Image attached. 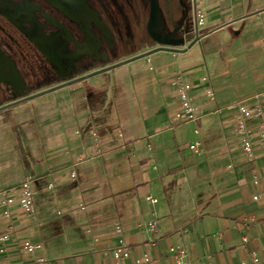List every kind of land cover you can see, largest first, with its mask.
I'll return each mask as SVG.
<instances>
[{
  "label": "crops",
  "instance_id": "1",
  "mask_svg": "<svg viewBox=\"0 0 264 264\" xmlns=\"http://www.w3.org/2000/svg\"><path fill=\"white\" fill-rule=\"evenodd\" d=\"M195 2L204 16L199 30L208 34L188 51H158L122 65L104 75V88V80L92 77L38 97L29 122L23 109L12 110L33 137L34 160L24 180L35 191L36 212L27 217L14 206L7 221L0 206V232L10 235L2 264H33L39 256L48 264H114L110 252L119 238L130 248L128 264L144 254L150 262L142 264H175V246L186 247L191 264H252V254L264 264V149L256 143L255 160L245 161L233 120L217 113L264 89L210 102L201 83L206 77L214 93L219 86L223 92L224 81L208 72L220 49L215 39H243L241 53L260 58L264 0ZM178 72L193 85L196 122L174 119L179 104L170 79ZM87 83L92 93L80 100L75 93ZM90 116L98 143L76 134ZM195 142L197 154L189 150ZM0 162H6L1 155ZM24 180L21 171L13 178L0 175V191ZM151 220L157 221L152 233L144 228ZM24 242L39 248L26 254Z\"/></svg>",
  "mask_w": 264,
  "mask_h": 264
},
{
  "label": "flooded vegetation",
  "instance_id": "2",
  "mask_svg": "<svg viewBox=\"0 0 264 264\" xmlns=\"http://www.w3.org/2000/svg\"><path fill=\"white\" fill-rule=\"evenodd\" d=\"M195 14V0H0V105L192 39Z\"/></svg>",
  "mask_w": 264,
  "mask_h": 264
},
{
  "label": "built area",
  "instance_id": "3",
  "mask_svg": "<svg viewBox=\"0 0 264 264\" xmlns=\"http://www.w3.org/2000/svg\"><path fill=\"white\" fill-rule=\"evenodd\" d=\"M264 14V10H263ZM196 24L199 29L204 23V16L196 11L195 14ZM150 65V60H147ZM151 68V67H150ZM201 83L205 84V89L202 95L206 97L210 102L215 101L214 91L208 87V79L206 77L201 78ZM170 84L175 88L178 98V110L174 114V119L179 124L196 122L198 115L196 108L193 105L192 97L190 95L193 85L185 79L182 73L178 72L173 74L170 79ZM264 91L258 92L249 98L236 101L235 103L217 110V113L221 116H230L233 120V133L236 136L241 153L247 162H253L255 160V144L258 143L261 148L264 149ZM92 122V116L88 118V125L82 131L76 132L78 135H90L95 143H98V136L96 132L90 128ZM250 122H253L256 133H252ZM199 143L195 142L189 145V150L195 154L199 152ZM71 178H75V173H71ZM257 184V181H254ZM53 186L49 185L51 189ZM259 195L253 196L254 200H258ZM146 201L155 205L157 200L151 196L146 197ZM0 206L4 208L2 216L5 220H9L11 217L10 208L17 206L27 216L32 217L35 210V191L31 185V181L26 179L22 181L18 186L8 188L0 191ZM144 228L152 233L157 228V221L151 220L145 223ZM113 230L116 234H121V227L115 224ZM10 241V235L8 231L0 232V264H2V257L7 251V245ZM39 246L24 242L22 250L29 255L34 252ZM170 253L174 259L175 264H191L188 259V251L185 246H175L170 248ZM110 255L114 261V264H128L131 259V251L129 246L124 242L122 238L118 239L117 245L111 250ZM150 258L148 254H144L141 258L134 261V264L149 263ZM252 264H259V259L255 254L251 255ZM33 264H48V260L45 257L39 256L35 258ZM244 264V263H242Z\"/></svg>",
  "mask_w": 264,
  "mask_h": 264
},
{
  "label": "rangeland",
  "instance_id": "4",
  "mask_svg": "<svg viewBox=\"0 0 264 264\" xmlns=\"http://www.w3.org/2000/svg\"><path fill=\"white\" fill-rule=\"evenodd\" d=\"M201 31L204 33L207 32L205 29H202ZM190 40L191 39L187 40V42ZM214 44L220 45V49L217 50V53L215 52V64L213 67L209 68L208 72L211 78L224 81L222 93L220 90L221 86L215 88L216 99H218L220 95L225 98L229 96L235 98L247 95L252 91L255 92L264 89V74L260 75L261 72H264V51L258 52L261 58V61L258 62L260 58L258 60H255L256 58H254L257 55L256 52L250 53L251 55H249V53H241V50L245 46L243 39L238 40L236 44H233L232 41L228 42L225 39L219 38V41H216L215 39ZM263 49L264 47H262L261 50ZM251 57H253V59ZM95 77L99 78V80H104L102 83L99 81V86L104 88L106 86L104 75H98ZM91 89L92 87L90 83L84 84L81 90H78L75 93V96L82 100L81 98L91 95ZM116 97L117 95H114L113 105L116 101ZM37 98L8 108L5 113H0V155L1 159H6V162H0L1 177L13 178V176H16L21 171L24 180L27 176L25 175L26 169H31V163H33L34 160L33 151L35 147L29 126L24 127V125L25 122L31 121V118L34 116L32 102ZM16 108H21L24 110L23 114H28L29 118L24 123L16 122L18 111L12 113V110ZM6 147H8V149L12 148L10 150L11 153L7 152ZM19 183L20 182H17L15 186Z\"/></svg>",
  "mask_w": 264,
  "mask_h": 264
},
{
  "label": "water",
  "instance_id": "5",
  "mask_svg": "<svg viewBox=\"0 0 264 264\" xmlns=\"http://www.w3.org/2000/svg\"><path fill=\"white\" fill-rule=\"evenodd\" d=\"M155 12H156V9H155ZM207 34H208V32L204 33L203 31L199 30L198 27L196 26L195 27V31H194V36L189 42H187V40H189L190 38L181 39V40L175 41V42H158L159 47L155 48L152 51H149L147 53H144V54L138 55V56H136L134 58H131L129 60H126L124 62H121V63H118L116 65H113L110 68H105V69L101 70L100 72L91 73V74H88V75H85V76H82V77H79V78H73V79L69 80L66 84L72 85L74 83L87 80V79H89L91 77L96 76L99 73L110 71L111 69H115V68L120 67L122 65H125V64L134 62V61L142 60L144 58H147L149 55H152V54H154L155 52H158V51H167V52H170V53H183V52H186L193 45L197 44ZM66 84H62V85L57 86L55 88H49V89L41 90V91H39L37 93L30 94V95H28L26 93H24L22 95H19V99L18 100L10 102V103L5 104V105H0V112L4 111V110H7L8 108H11V107H13L15 105H18L20 103L35 99L37 97H40V96L48 94V93H51L54 90H56L58 88H61L62 86H65Z\"/></svg>",
  "mask_w": 264,
  "mask_h": 264
},
{
  "label": "trees",
  "instance_id": "6",
  "mask_svg": "<svg viewBox=\"0 0 264 264\" xmlns=\"http://www.w3.org/2000/svg\"><path fill=\"white\" fill-rule=\"evenodd\" d=\"M205 33H207V32H205Z\"/></svg>",
  "mask_w": 264,
  "mask_h": 264
}]
</instances>
